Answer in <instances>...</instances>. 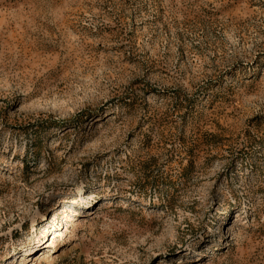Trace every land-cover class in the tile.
<instances>
[{"label":"rangeland","instance_id":"obj_1","mask_svg":"<svg viewBox=\"0 0 264 264\" xmlns=\"http://www.w3.org/2000/svg\"><path fill=\"white\" fill-rule=\"evenodd\" d=\"M0 264H264V0H0Z\"/></svg>","mask_w":264,"mask_h":264}]
</instances>
